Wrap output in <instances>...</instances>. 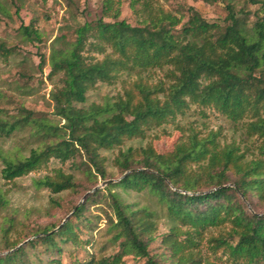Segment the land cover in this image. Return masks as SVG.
Returning a JSON list of instances; mask_svg holds the SVG:
<instances>
[{
  "label": "trees",
  "instance_id": "obj_1",
  "mask_svg": "<svg viewBox=\"0 0 264 264\" xmlns=\"http://www.w3.org/2000/svg\"><path fill=\"white\" fill-rule=\"evenodd\" d=\"M130 1L134 7L140 0ZM249 1L260 4L264 11V0ZM121 3L103 0L104 17L76 28L77 44L71 54L52 46L50 75L64 74V87L55 93V113L66 121L65 137L57 135V126L35 119L34 113L24 107L17 116H5L0 108V138L31 126L36 134H44L40 147L29 157L4 160L3 178L14 181L40 169L51 158L66 161L83 150L96 171L94 176L107 180L101 150L145 138L149 131L185 114L191 105L214 108L235 123H245L248 135L261 141L258 158L247 160L235 144L221 146L215 133L201 136L191 130L166 154L158 153L152 145L121 152L116 165L122 174L134 171L106 190L148 191L159 198L174 223L188 228L183 241L168 239L174 264H210L201 256L200 246L212 229L220 234L208 243L213 251L222 249L229 264H264V215L250 212L240 196L251 206L254 198L264 202V17L258 16L248 26L228 7L229 24L223 27L209 23L192 9L188 22L177 30L181 20L158 9L142 26H134L118 20ZM20 31L28 41L42 43L41 34L31 26L22 24ZM90 38L94 41L88 43ZM88 46L103 54V59L89 61L83 55ZM4 53L10 50L0 43V55ZM44 62L42 57L40 65ZM166 68L167 85L153 86L139 79L112 104L92 105L89 110L76 106L84 104L88 91L100 82L112 84L122 73L141 76ZM4 99L0 92V105ZM55 137L59 140L52 142ZM228 183L235 187H225ZM169 184L179 190L209 193L186 195L173 191ZM37 185L55 194L78 188L72 176L62 173L55 179H40ZM112 200L117 219L114 239L120 250L113 256H92L84 264H124L127 256L146 258V264H160L149 254V242L156 231L155 214L146 208L134 210L114 193ZM0 206H6L3 197ZM73 209L75 212L56 233L25 245L9 244L8 229H4L7 248L0 254V264H35L27 248L40 247L54 255L62 251V244L80 245L81 222L84 219L90 224L87 203ZM172 232L170 237L177 236L179 229ZM51 262L62 264L60 260Z\"/></svg>",
  "mask_w": 264,
  "mask_h": 264
},
{
  "label": "rangeland",
  "instance_id": "obj_2",
  "mask_svg": "<svg viewBox=\"0 0 264 264\" xmlns=\"http://www.w3.org/2000/svg\"><path fill=\"white\" fill-rule=\"evenodd\" d=\"M228 7H232L248 26H252L258 16L264 17L260 4H252L249 0H140L134 7L130 0H122L118 20L142 26L145 20L150 19V14L155 15L156 10L161 9L181 20L177 27V30H181L193 9L209 23L226 27L229 24ZM103 17V0H0V43H4L10 50V53L0 55V92L5 96L0 108L5 116H17L20 108L24 107L34 113L35 119L57 126L60 129L57 135L66 136V121L55 113L58 106L55 93L64 87V74L50 75L49 58L52 46L55 44V48L71 54L77 44L76 28L87 22L94 23ZM22 24L37 30L41 34L42 43L28 41L20 31ZM56 40L58 41L55 43ZM93 41L90 38L88 43ZM83 55L89 61L104 57L103 54L91 51L89 46ZM42 57L45 62L40 65ZM167 76V68L150 70L141 76L122 73L112 84L98 83L88 91L87 101L76 106L89 110L92 105L112 104L123 98L125 90L131 89V84L139 79L153 86L161 83L167 85ZM191 130L197 131L201 136L217 134L221 146L235 144L245 153L247 160L259 156L258 146L261 141L248 135L245 123H235L216 109L199 105H191L185 114L149 131L145 138L127 140L121 146L101 150L107 180L94 176L96 171L81 150L80 154L66 161L51 158L40 169L14 181H7L2 175L4 160L29 157L32 150L40 147L44 134L42 131L36 134V128L31 126L9 138H0V197L6 200V206H0V254H4L7 248L4 229H8L9 244L25 245L31 240L56 233L75 212L73 207L87 203L86 216L90 224L84 219L81 222L83 231L80 245L62 244V251L54 255L40 247L27 248V252L35 264H55L52 260H60L62 264H84L92 256H113L120 250L114 239L117 232L114 226L117 223L112 200L114 193L134 210L146 208L155 214L153 221L156 223V231L149 242V254L160 264H174L175 258L169 248L168 239L183 241L188 228L174 223L159 198L150 192L125 191L118 187L110 191L106 187L118 182L125 174L116 165V159L121 152H126L131 147L136 149L152 145L158 153L166 154L172 152ZM51 140L55 142L59 139L55 137ZM60 173L73 177L78 186L76 191L67 190L55 194L51 189L37 185L38 180L46 177L55 179ZM231 179L234 180V176ZM109 180L114 182L102 187ZM169 186L173 191L186 195L202 193L179 190L171 184ZM225 186L235 187L233 183ZM97 187L100 189L94 191ZM98 191L103 193L92 197ZM243 200L250 212L264 215V202L254 198L251 206L248 201ZM176 228L179 229L178 235L170 237L172 230ZM47 229L53 230L47 234L42 233ZM37 232L39 233L35 235ZM219 234L218 229L206 233L200 246V254L210 264H229L223 250L213 251L208 243ZM146 262V258L134 256L124 259V264Z\"/></svg>",
  "mask_w": 264,
  "mask_h": 264
},
{
  "label": "water",
  "instance_id": "obj_3",
  "mask_svg": "<svg viewBox=\"0 0 264 264\" xmlns=\"http://www.w3.org/2000/svg\"><path fill=\"white\" fill-rule=\"evenodd\" d=\"M130 172H131V171H130ZM130 172L125 173L124 176H123L122 178H124V177H125L126 175H128ZM112 182H114V181H113V180L106 181V182H104V183L102 184V187H103V186H107L109 183H112ZM225 187H228V186H225ZM232 187H233V186H232ZM98 189H100V187L95 188L94 191H97ZM205 193H209V192H205ZM187 194H188V193H187ZM201 194H204V193L193 194V195H201ZM189 195H192V194H189ZM240 196L244 199V197H243L242 194H240Z\"/></svg>",
  "mask_w": 264,
  "mask_h": 264
}]
</instances>
